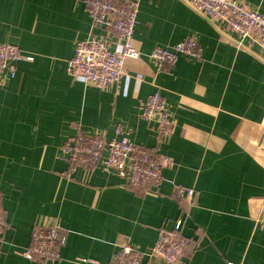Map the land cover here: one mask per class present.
Returning a JSON list of instances; mask_svg holds the SVG:
<instances>
[{
  "label": "crops",
  "instance_id": "0c3cea01",
  "mask_svg": "<svg viewBox=\"0 0 264 264\" xmlns=\"http://www.w3.org/2000/svg\"><path fill=\"white\" fill-rule=\"evenodd\" d=\"M264 16V0H237ZM134 45L125 61L132 76L107 89L67 72L91 19L84 0H0V44L17 46L32 61L12 63L0 76V200L6 225L0 264H30L23 256L34 228L62 223L58 264H110L123 243L144 262L162 228L185 220L189 264H264V49L243 41L225 23L184 0H141ZM98 37H106L97 31ZM192 35L202 61L180 57L155 78L173 120L161 152L173 161L159 188L133 190L116 173L79 169L61 173L64 141L81 128L89 135L156 145V123L140 117L154 92L156 46ZM111 47L118 44L110 41ZM119 130V131H118ZM195 189L191 205L178 204L174 188Z\"/></svg>",
  "mask_w": 264,
  "mask_h": 264
},
{
  "label": "built area",
  "instance_id": "2783aa9c",
  "mask_svg": "<svg viewBox=\"0 0 264 264\" xmlns=\"http://www.w3.org/2000/svg\"><path fill=\"white\" fill-rule=\"evenodd\" d=\"M193 10L205 17L225 23L227 29L239 38L238 45L249 41L264 49V16L251 10L237 0H184ZM141 0H84L86 12L91 19L88 39L76 44L74 56L67 61V72L77 81L97 89L113 87L123 78L141 82V74L127 73L125 61L138 59L140 53L134 45V34L138 24ZM97 31L106 33L98 37ZM118 44L111 47L110 41ZM202 61V49L197 36L192 35L172 46H156L150 58L155 63L152 85L154 92L140 107L144 121L156 123V145L146 148L135 144L127 135L120 139H107L103 135H89L81 128L68 137L60 148V160L66 165L61 173L67 181L73 179L79 169L116 173L133 190L142 191L148 186L159 188L164 181V170L173 166L171 158L161 152L162 146L172 133L173 120L162 95L163 89L156 84L158 74L171 71L180 57ZM32 61L11 44H0V76L8 72L14 77L15 61ZM119 131V130H118ZM174 199L180 205H191L195 197L194 188L176 186ZM54 226L34 229L30 247L23 256L33 264H57L61 261L62 223L58 219ZM264 229V219L257 222ZM183 221L179 219L173 229L162 228L150 257L158 264H189L182 260L184 249L190 239L183 232ZM5 224L0 203V246L4 243ZM144 255L129 243H123L113 255L110 264H148Z\"/></svg>",
  "mask_w": 264,
  "mask_h": 264
},
{
  "label": "trees",
  "instance_id": "16d2710c",
  "mask_svg": "<svg viewBox=\"0 0 264 264\" xmlns=\"http://www.w3.org/2000/svg\"><path fill=\"white\" fill-rule=\"evenodd\" d=\"M0 203H1V200H0ZM179 204V203H178ZM180 205V204H179ZM1 206H2V203H1ZM180 206H184V205H180ZM2 208V207H1ZM183 221V228H182V232H183V229H184V224H185V220H182ZM5 223V222H4ZM5 229H6V225H5ZM35 229V228H34ZM34 231V230H33ZM184 234V233H183ZM31 241V240H30ZM4 245V243L0 246V249H1V247ZM30 247V243H29V245H28V247H27V249ZM26 249V250H27ZM30 261V260H29ZM30 264H33V262L32 261H30ZM58 264V263H57Z\"/></svg>",
  "mask_w": 264,
  "mask_h": 264
},
{
  "label": "bare ground",
  "instance_id": "6f19581e",
  "mask_svg": "<svg viewBox=\"0 0 264 264\" xmlns=\"http://www.w3.org/2000/svg\"><path fill=\"white\" fill-rule=\"evenodd\" d=\"M55 225V223H53L51 226H54Z\"/></svg>",
  "mask_w": 264,
  "mask_h": 264
},
{
  "label": "rangeland",
  "instance_id": "374dc122",
  "mask_svg": "<svg viewBox=\"0 0 264 264\" xmlns=\"http://www.w3.org/2000/svg\"><path fill=\"white\" fill-rule=\"evenodd\" d=\"M5 224V223H4Z\"/></svg>",
  "mask_w": 264,
  "mask_h": 264
}]
</instances>
